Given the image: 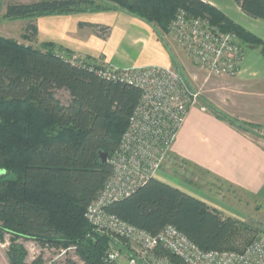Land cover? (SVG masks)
Segmentation results:
<instances>
[{
    "label": "trees",
    "instance_id": "1",
    "mask_svg": "<svg viewBox=\"0 0 264 264\" xmlns=\"http://www.w3.org/2000/svg\"><path fill=\"white\" fill-rule=\"evenodd\" d=\"M234 1L247 16L264 20V0ZM180 10L207 17L222 32L235 34L245 49L264 53V41L202 0H44L9 4L5 18L29 21L26 35L34 41V21L44 17L123 11L169 34ZM93 28L103 38L109 35V28ZM77 60L56 44L35 48L0 37V228L43 249L73 246L84 264H104L113 240L96 232L86 213L112 175L109 158L141 91L104 79L97 72L103 67ZM62 91L69 96L67 104L58 98ZM204 107L243 133L254 127L211 104ZM106 212L152 235L174 226L206 252L241 253L264 235L157 178L110 204ZM15 240L8 251L10 263L29 264L27 250ZM31 264L43 262L40 258Z\"/></svg>",
    "mask_w": 264,
    "mask_h": 264
},
{
    "label": "built area",
    "instance_id": "2",
    "mask_svg": "<svg viewBox=\"0 0 264 264\" xmlns=\"http://www.w3.org/2000/svg\"><path fill=\"white\" fill-rule=\"evenodd\" d=\"M175 45L208 77L236 78L241 74L246 49L235 34L222 32L208 19L180 10L170 25ZM98 74L141 91L129 126L109 163L112 175L88 208L86 218L96 232L112 238L104 264H264V235L241 253L202 251L174 226L152 235L106 212V208L131 196L157 178L169 160L179 132L190 111L200 106L195 92L182 74L157 66L116 69L104 66ZM181 171L188 167L179 163ZM48 250V249H45ZM64 254L72 247L61 250Z\"/></svg>",
    "mask_w": 264,
    "mask_h": 264
},
{
    "label": "crops",
    "instance_id": "3",
    "mask_svg": "<svg viewBox=\"0 0 264 264\" xmlns=\"http://www.w3.org/2000/svg\"><path fill=\"white\" fill-rule=\"evenodd\" d=\"M202 1L264 41V20L247 16L234 0ZM36 26L41 43L56 44L72 52L76 59L88 60L97 67L123 70L151 66L172 68L175 64L158 32L123 11L44 17L37 20ZM93 26L109 28V35L101 37ZM229 81L232 90L226 93V105L212 101L207 104L242 122L264 126L262 49H246L241 74ZM172 158L185 164L190 176L214 179L226 190L264 207V139L256 140L249 133L217 119L204 105L190 111L174 145Z\"/></svg>",
    "mask_w": 264,
    "mask_h": 264
},
{
    "label": "rangeland",
    "instance_id": "4",
    "mask_svg": "<svg viewBox=\"0 0 264 264\" xmlns=\"http://www.w3.org/2000/svg\"><path fill=\"white\" fill-rule=\"evenodd\" d=\"M39 1L44 0H0V37L39 48L43 44L41 43V39L37 38L31 41L28 39V35H26V27L29 21L8 20L5 18L6 8L9 4H31ZM203 18L208 19L207 17ZM34 24H37V20L34 21ZM149 26L158 32L159 38H161L171 53L175 62L172 68L178 70L191 88L200 94V105H205L212 101L217 105L225 106L227 101L226 93L232 90V83L229 79L232 80L234 78L208 77L204 71L196 66L175 45L167 32L161 30L155 23ZM58 98L64 104H67L69 101V96L63 91L59 92ZM253 126V128L249 127L251 131H248V133L256 140L261 141V138L264 139L262 137L264 136V126L254 124ZM178 165L179 163L172 159L169 160L157 176V179H163V181L180 187L183 191L207 201L212 207L218 208L225 215L232 216L255 229H264V207L257 205L255 201L250 198L248 199L246 196L226 190L214 179L206 178L203 175L190 176L187 174L190 173L189 169L183 172L179 169ZM14 240L15 237L13 235L3 233L0 228V264H11L8 259V251ZM15 241L27 250V262L29 264L40 258L43 264H84L74 251L64 254L61 250L65 249L45 250L36 241L31 239H19Z\"/></svg>",
    "mask_w": 264,
    "mask_h": 264
},
{
    "label": "water",
    "instance_id": "5",
    "mask_svg": "<svg viewBox=\"0 0 264 264\" xmlns=\"http://www.w3.org/2000/svg\"><path fill=\"white\" fill-rule=\"evenodd\" d=\"M77 61L82 62L81 59H78ZM101 158H102V161H103V162H107V160H108V155H107L106 153H103V154H101Z\"/></svg>",
    "mask_w": 264,
    "mask_h": 264
}]
</instances>
